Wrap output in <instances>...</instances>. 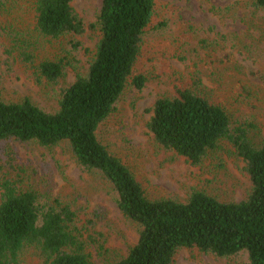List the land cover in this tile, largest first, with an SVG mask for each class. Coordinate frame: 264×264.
<instances>
[{
    "label": "trees",
    "instance_id": "16d2710c",
    "mask_svg": "<svg viewBox=\"0 0 264 264\" xmlns=\"http://www.w3.org/2000/svg\"><path fill=\"white\" fill-rule=\"evenodd\" d=\"M156 2L101 0L95 22L86 24L72 0H0L5 72L21 73L36 84L58 83L69 62L37 54L35 39L60 44L68 38L77 50L76 38L87 29L99 33L87 71L61 91L54 112L28 98L0 99V141L45 148L66 142L77 165L110 185L116 207L138 228L137 242L126 254L113 252L107 244L120 233L102 227L101 213L79 218L52 188H44L48 180L27 184L5 175L0 178V264H29L30 258L37 264H94L91 246L98 257L111 253L109 264H175L182 249L264 264V143L253 146L251 125L233 122L218 98L175 87L170 97L153 101L146 128L158 147L193 166L224 155L240 159L251 187L239 202H223L203 191H192L183 202L149 198L141 181L98 140L99 127L127 84L141 90L146 82L143 75L133 76V69L145 33L163 26L150 27ZM253 5L264 10V0ZM30 28L35 36L27 34Z\"/></svg>",
    "mask_w": 264,
    "mask_h": 264
},
{
    "label": "rangeland",
    "instance_id": "374dc122",
    "mask_svg": "<svg viewBox=\"0 0 264 264\" xmlns=\"http://www.w3.org/2000/svg\"><path fill=\"white\" fill-rule=\"evenodd\" d=\"M100 4L101 0H72L86 24L95 22ZM159 24L163 26L145 33L133 69V76L146 78L144 86L137 90L127 84L111 115L99 127L98 140L141 181L149 198L183 202L192 191H203L223 202H239L251 187L240 159L224 155L217 161L207 160L201 167L193 166L158 147L146 124L154 100L170 97L175 87L190 88L218 98L230 110L233 122L251 125L249 139L253 146H261L264 10L255 8L253 0H157L150 27ZM34 32L30 28L27 34L35 36ZM98 38L99 33L87 29L76 38L80 43L77 50L70 48L68 38L60 44L35 39L37 54L66 57L69 62L64 78L56 84H36L21 73L7 74L0 51V99L28 98L44 111L54 112L61 91L76 74L87 71ZM0 167V178L9 175L27 180V184L48 180L44 188H52L51 193L69 204L79 218L85 219L84 215L94 211L101 213L102 227L107 225L120 233L107 244L113 252L126 254L136 244L138 228L116 207L110 185L83 171L66 142L45 148L35 142L0 141ZM90 252L94 264H109L114 259L111 253L98 257L95 246ZM30 259L29 264H37ZM175 264L246 262L240 255L221 259L182 249Z\"/></svg>",
    "mask_w": 264,
    "mask_h": 264
}]
</instances>
